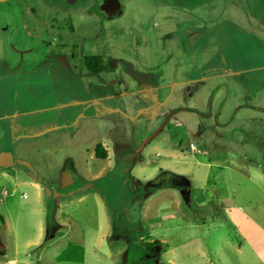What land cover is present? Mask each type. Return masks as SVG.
<instances>
[{
  "label": "rangeland",
  "instance_id": "obj_1",
  "mask_svg": "<svg viewBox=\"0 0 264 264\" xmlns=\"http://www.w3.org/2000/svg\"><path fill=\"white\" fill-rule=\"evenodd\" d=\"M71 21L78 32L94 33L111 66L76 87L65 70L74 62L84 68L82 59L60 43L73 38L66 34ZM163 85L170 86L157 90ZM9 91L18 115L15 157L56 188L68 163L86 177L113 168L110 151L107 161L96 158L97 144L131 158L161 114L171 122L133 161L126 181L119 172L101 190L58 201L62 227L47 241L39 239L46 191L39 202L25 167L3 170L19 184L0 185V264H188L190 204L176 188L145 198L138 222L117 224L137 242L132 251L127 240L111 239L119 208L131 205V178L148 185L162 173L183 176L201 203L206 178L222 176L221 191L244 199L242 208L249 209L247 195L256 207L264 203V0L1 2L0 105ZM87 92L102 104L83 109ZM74 103L78 116L62 123L63 107Z\"/></svg>",
  "mask_w": 264,
  "mask_h": 264
},
{
  "label": "crops",
  "instance_id": "obj_2",
  "mask_svg": "<svg viewBox=\"0 0 264 264\" xmlns=\"http://www.w3.org/2000/svg\"><path fill=\"white\" fill-rule=\"evenodd\" d=\"M170 156L178 155L172 153ZM261 179L264 180V177ZM9 183L19 184L11 177L1 175L0 185ZM192 183L189 181L187 194V204H190L187 220L190 230V237L187 239L188 264H264V203L261 207H256L255 196L247 195L245 202L249 209L242 208L244 199L226 195L221 191V185L224 184L222 176L208 180L206 178L203 186L207 195L201 203H196L194 195L197 189ZM26 184L35 190L40 202L44 194L42 185L36 181ZM5 192L3 188L1 194ZM223 202L229 203V211L223 210ZM45 210L43 215L46 222L40 223L39 239L47 241L49 208ZM41 213L39 212L40 215ZM55 221L59 231L62 225L56 215ZM2 222L5 224V220ZM5 258H8V255H5Z\"/></svg>",
  "mask_w": 264,
  "mask_h": 264
},
{
  "label": "flooded vegetation",
  "instance_id": "obj_3",
  "mask_svg": "<svg viewBox=\"0 0 264 264\" xmlns=\"http://www.w3.org/2000/svg\"><path fill=\"white\" fill-rule=\"evenodd\" d=\"M66 28L68 29L66 34L72 35L73 38H70V37L60 38L62 50L64 52L70 51V53L73 54L75 58L78 60L82 59V62H83L82 64L84 66V68H82L81 65L74 62L70 64L69 68L65 70L64 79H66L69 83H71L70 84L71 86L76 87L75 85L80 86L83 83L91 82L89 75L97 76L101 74L104 71V69L109 70V68L111 67L110 62L105 55H101L98 53V50L95 45L98 39L92 31L85 29L84 32L83 31L78 32L75 27V24L72 21L66 24ZM96 57H101L103 61V71L98 74L93 72L92 70L98 66ZM169 86L170 85H163L157 90L162 91ZM102 100L103 99L101 97L95 96L93 95V93L87 92L83 100L80 102V104H83L84 105L83 109L87 110L90 107H93V106L95 107V106L102 104ZM4 101L5 103L0 105V137H2V140H0V146L2 149L0 153L3 151L11 152L13 153L15 157L16 143L14 141L13 134L16 128L15 119L18 117V115L14 111L15 105L12 101V96L10 95V91ZM63 108H64L63 112L65 113V115L61 118V121H63L62 123H70L71 121H74L75 117L78 116V114L77 115L75 114L80 107L78 108L76 103H74L71 105H65ZM181 110L183 109H179V111ZM161 117L162 119L161 121L158 122L157 125H159L160 123L161 124L154 133H156L159 129H162V132H161L162 134L171 122V115L161 114ZM154 133L152 135H154ZM109 136L107 137L109 138ZM99 146H102L103 149L107 151L106 158L101 159L103 161H107L108 159H110V156H109V151H110L114 164L116 162L113 168L109 166V168L107 167L104 168V172H100L99 175H96L93 177H90V176L86 177V176L81 175L72 163H68V165L65 166L64 171H63V182H62L61 187H57V188L53 187L51 186L48 180L44 179L46 182H48V185L52 189L51 198H50V204L52 206H57L58 201H61L62 199L74 197L75 195L82 193L83 192L82 190L89 184L97 183L98 186L95 189L101 190L100 187L102 186L100 183L102 181H112L116 173H119V172L123 173L124 175L123 180L126 181V178H127L126 172L130 173L132 171L133 166H134L133 161H135L139 157V155L142 154V153L138 154L139 149L142 147L141 146L135 152V154L131 156V158L122 157V155L120 154L122 152L117 150L114 146L107 147L99 143L97 144L95 148V156H96V150L99 148ZM195 150L196 148H194V153L201 154L203 156L208 155L207 151H202V150L195 151ZM15 160H17L16 157H15ZM7 169H12V168H7ZM3 170L5 169L0 168V175H7L11 177L12 179H14L13 176H11L7 172H4ZM28 172L31 173L32 175L35 174L34 173L35 170L34 172H31L28 170ZM180 177H183V176H180ZM178 178L179 176L175 177L174 179L175 184L178 183L176 185L181 186L185 184L184 180L181 181ZM132 181H133V195L131 197V205L121 206L118 212V218H120L124 222H128L129 225L134 224L139 221L137 213L141 209L145 198L148 196V194L151 191L149 187L152 186V182L148 183V185H145L135 178H131V182ZM127 182H125V184ZM81 183L83 184L82 186H80ZM42 187L45 190V187L44 186Z\"/></svg>",
  "mask_w": 264,
  "mask_h": 264
},
{
  "label": "trees",
  "instance_id": "obj_4",
  "mask_svg": "<svg viewBox=\"0 0 264 264\" xmlns=\"http://www.w3.org/2000/svg\"><path fill=\"white\" fill-rule=\"evenodd\" d=\"M96 60H97V64L98 66L93 70V72L95 73H101L103 71V61H102V58L101 57H96ZM107 156V151L105 149H103L102 146H99V148L96 150V157L98 159H105ZM175 177H177L176 175L174 174H170V173H162V175L154 180L152 182V188H151V191L150 193L148 194V196L146 198H148L149 196L153 195L154 192L162 189V188H177V189H180L181 192L183 193V195L185 196V199H187V194H188V191H189V184H188V180L183 178V177H180L178 179H180L181 181L184 180L185 181V184L181 185V186H178L175 184L174 182V179ZM163 178H167V181H163L162 179ZM116 213V212H115ZM117 214V213H116ZM117 221L115 223V226H116V230L115 232L113 233L111 239L113 240H116L115 238H117L118 240L120 239H125L127 240L130 245H131V251L136 247V244L137 242L135 240L131 241L129 236L128 235H125L126 233V229L125 227L122 229L121 232H117V224L119 222H122L124 224V221H122L120 218H118V215L116 217ZM129 226V225H128ZM48 230H49V233L48 235L50 236L52 234V232L56 231L57 230V225H56V221H55V209H54V206H49V212H48ZM156 245L160 244L159 241H156L154 242ZM148 246H151L150 244H148Z\"/></svg>",
  "mask_w": 264,
  "mask_h": 264
},
{
  "label": "water",
  "instance_id": "obj_5",
  "mask_svg": "<svg viewBox=\"0 0 264 264\" xmlns=\"http://www.w3.org/2000/svg\"><path fill=\"white\" fill-rule=\"evenodd\" d=\"M6 1H9V0H0V3L1 2H6ZM161 132H162V129H159L156 133H154V135H152L146 141H144L142 147L138 151V154H141L143 152V150L146 148V146L149 143H151L155 138H157L161 134ZM16 165L23 166L27 170H29L31 172H34V168L32 167V165L29 162H26V161H23V160H15V157H14L13 153H11V152H1L0 153V168L7 169V168L15 167ZM34 175H32L34 180L37 181L40 185L45 187L47 199L49 200V206H52L50 204V198H51V193H52L51 187L48 185V182H46L43 178L37 176L36 173ZM97 186H98L97 183L89 184L82 191H85V190H88V189H93V188H96ZM56 208L57 207L54 206V209H56ZM140 210L137 213L138 214V218L140 216Z\"/></svg>",
  "mask_w": 264,
  "mask_h": 264
}]
</instances>
